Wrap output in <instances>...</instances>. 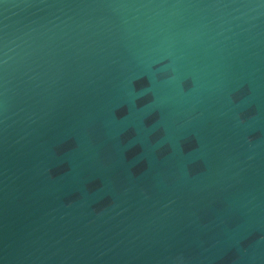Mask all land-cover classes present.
I'll return each instance as SVG.
<instances>
[{
  "label": "water",
  "instance_id": "95a60500",
  "mask_svg": "<svg viewBox=\"0 0 264 264\" xmlns=\"http://www.w3.org/2000/svg\"><path fill=\"white\" fill-rule=\"evenodd\" d=\"M0 264H264V0H0Z\"/></svg>",
  "mask_w": 264,
  "mask_h": 264
}]
</instances>
